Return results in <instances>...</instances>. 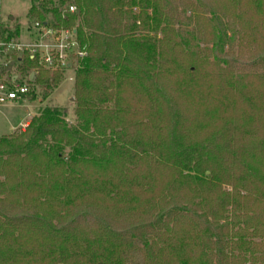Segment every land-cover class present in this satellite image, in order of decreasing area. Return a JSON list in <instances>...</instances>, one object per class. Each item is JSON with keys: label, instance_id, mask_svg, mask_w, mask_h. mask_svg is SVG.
<instances>
[{"label": "trees", "instance_id": "16d2710c", "mask_svg": "<svg viewBox=\"0 0 264 264\" xmlns=\"http://www.w3.org/2000/svg\"><path fill=\"white\" fill-rule=\"evenodd\" d=\"M32 1L27 21L74 28L87 57L72 123L45 106L0 136V264H264V76L188 56L177 0ZM219 1L264 50V0ZM0 73L28 82L22 100L62 77L26 53Z\"/></svg>", "mask_w": 264, "mask_h": 264}, {"label": "rangeland", "instance_id": "374dc122", "mask_svg": "<svg viewBox=\"0 0 264 264\" xmlns=\"http://www.w3.org/2000/svg\"><path fill=\"white\" fill-rule=\"evenodd\" d=\"M177 1L178 11L176 14L178 13L180 21H175L177 23L175 30L182 49L188 56L193 60L207 58V62L219 65L222 70H233L232 80L234 81L240 79L246 83L249 81L253 83L264 76L262 43L254 45L245 39L244 26L242 28V25L240 26L232 15L225 12L227 4H220L223 2L219 0H189V7H191L189 8L188 5ZM32 2V0H0V23L12 19L15 24H18L20 42H28L35 38L32 23L27 21V12ZM62 2L61 8L66 9L67 4L71 1L53 0L55 6H60ZM194 8L201 11L205 19L204 27L202 23H197L194 19ZM135 12L137 13V11ZM245 22L247 23L246 20ZM70 76L73 77V73L67 72L52 87L45 90L36 89L37 97L34 100L18 101L12 106L9 104L1 106L0 136L20 131L18 125L30 122L36 116L37 110L45 106L66 108L68 112L66 121L72 123L71 99H73L74 92L73 81L68 80ZM240 103L233 109L241 108ZM188 112L192 113V110L189 108ZM27 114L31 117L29 118ZM186 115V112L182 110L181 117H186ZM206 173L208 174V172ZM224 190L226 198L227 195H231V187H224ZM229 200L231 201V198ZM135 263H140L138 255H136Z\"/></svg>", "mask_w": 264, "mask_h": 264}, {"label": "built area", "instance_id": "2783aa9c", "mask_svg": "<svg viewBox=\"0 0 264 264\" xmlns=\"http://www.w3.org/2000/svg\"><path fill=\"white\" fill-rule=\"evenodd\" d=\"M67 12L75 13V6L69 5ZM32 30L35 38L28 42H20L19 39L5 41L0 37V66L6 65L12 56L26 53L31 59L36 58L39 66L52 74L58 72L63 76L67 72H72L73 77L70 76L68 80L73 81L75 71L87 57V51L81 47L76 30L58 27L51 18L44 22L33 21ZM31 74L34 78L35 73ZM29 91L28 82L22 81L18 75L7 76L0 73V107L24 101L20 97ZM27 116L31 117L29 114ZM28 124V121L20 123L18 125L20 131H23Z\"/></svg>", "mask_w": 264, "mask_h": 264}, {"label": "water", "instance_id": "95a60500", "mask_svg": "<svg viewBox=\"0 0 264 264\" xmlns=\"http://www.w3.org/2000/svg\"><path fill=\"white\" fill-rule=\"evenodd\" d=\"M10 20H12V19H10ZM32 78H33V74L30 75V79H32ZM71 100L73 101V99H71Z\"/></svg>", "mask_w": 264, "mask_h": 264}, {"label": "crops", "instance_id": "0c3cea01", "mask_svg": "<svg viewBox=\"0 0 264 264\" xmlns=\"http://www.w3.org/2000/svg\"><path fill=\"white\" fill-rule=\"evenodd\" d=\"M12 106V105H11Z\"/></svg>", "mask_w": 264, "mask_h": 264}]
</instances>
